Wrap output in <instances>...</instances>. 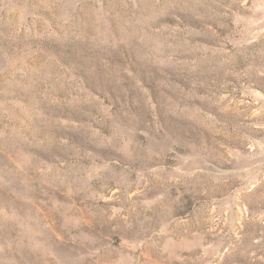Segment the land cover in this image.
Segmentation results:
<instances>
[{"label":"rangeland","instance_id":"rangeland-1","mask_svg":"<svg viewBox=\"0 0 264 264\" xmlns=\"http://www.w3.org/2000/svg\"><path fill=\"white\" fill-rule=\"evenodd\" d=\"M0 264H264V0H0Z\"/></svg>","mask_w":264,"mask_h":264}]
</instances>
